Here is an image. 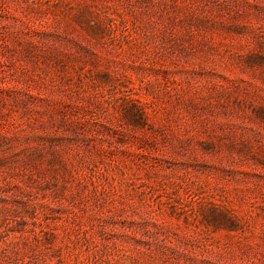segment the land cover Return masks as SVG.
I'll return each instance as SVG.
<instances>
[{
    "label": "rangeland",
    "instance_id": "obj_1",
    "mask_svg": "<svg viewBox=\"0 0 264 264\" xmlns=\"http://www.w3.org/2000/svg\"><path fill=\"white\" fill-rule=\"evenodd\" d=\"M0 264H264V0H0Z\"/></svg>",
    "mask_w": 264,
    "mask_h": 264
}]
</instances>
